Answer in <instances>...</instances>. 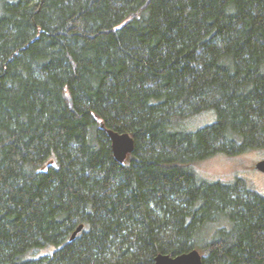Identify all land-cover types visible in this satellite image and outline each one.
I'll list each match as a JSON object with an SVG mask.
<instances>
[{
    "label": "trees",
    "instance_id": "obj_1",
    "mask_svg": "<svg viewBox=\"0 0 264 264\" xmlns=\"http://www.w3.org/2000/svg\"><path fill=\"white\" fill-rule=\"evenodd\" d=\"M255 149L264 0H0V264H264V196L195 168Z\"/></svg>",
    "mask_w": 264,
    "mask_h": 264
},
{
    "label": "rangeland",
    "instance_id": "obj_2",
    "mask_svg": "<svg viewBox=\"0 0 264 264\" xmlns=\"http://www.w3.org/2000/svg\"><path fill=\"white\" fill-rule=\"evenodd\" d=\"M215 121L211 112L202 113L186 121V129L194 131ZM264 160V149H255L238 156H214L196 165L200 177L210 182L231 183L241 180L249 189L264 196V174L255 169L257 162ZM51 249L40 251L45 254Z\"/></svg>",
    "mask_w": 264,
    "mask_h": 264
},
{
    "label": "water",
    "instance_id": "obj_3",
    "mask_svg": "<svg viewBox=\"0 0 264 264\" xmlns=\"http://www.w3.org/2000/svg\"><path fill=\"white\" fill-rule=\"evenodd\" d=\"M107 135L111 142V152L114 159L122 164L127 156L133 152L134 140L127 133H117L111 130L107 131ZM255 169L264 174V160L256 163ZM82 229L80 225L72 234L71 239ZM154 264H201V256L198 251L190 252L170 257L168 255H157L154 259Z\"/></svg>",
    "mask_w": 264,
    "mask_h": 264
}]
</instances>
